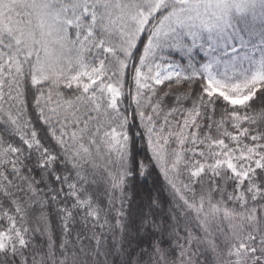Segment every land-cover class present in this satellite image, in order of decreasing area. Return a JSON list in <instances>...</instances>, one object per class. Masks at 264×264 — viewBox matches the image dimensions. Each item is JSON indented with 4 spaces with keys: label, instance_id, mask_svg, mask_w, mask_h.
I'll list each match as a JSON object with an SVG mask.
<instances>
[{
    "label": "snow or ice",
    "instance_id": "1",
    "mask_svg": "<svg viewBox=\"0 0 264 264\" xmlns=\"http://www.w3.org/2000/svg\"><path fill=\"white\" fill-rule=\"evenodd\" d=\"M0 264H264V0H0Z\"/></svg>",
    "mask_w": 264,
    "mask_h": 264
}]
</instances>
